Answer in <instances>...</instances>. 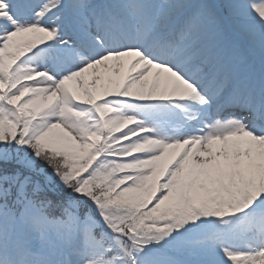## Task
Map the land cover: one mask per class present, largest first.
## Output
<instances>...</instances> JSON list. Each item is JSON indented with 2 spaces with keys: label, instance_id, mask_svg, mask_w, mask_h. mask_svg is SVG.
Listing matches in <instances>:
<instances>
[{
  "label": "snow or ice",
  "instance_id": "snow-or-ice-1",
  "mask_svg": "<svg viewBox=\"0 0 264 264\" xmlns=\"http://www.w3.org/2000/svg\"><path fill=\"white\" fill-rule=\"evenodd\" d=\"M0 264H264V0H0Z\"/></svg>",
  "mask_w": 264,
  "mask_h": 264
}]
</instances>
